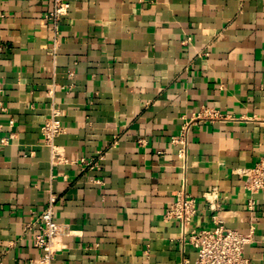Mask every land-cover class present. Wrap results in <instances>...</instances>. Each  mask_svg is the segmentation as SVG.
Instances as JSON below:
<instances>
[{"label": "crops", "instance_id": "crops-1", "mask_svg": "<svg viewBox=\"0 0 264 264\" xmlns=\"http://www.w3.org/2000/svg\"><path fill=\"white\" fill-rule=\"evenodd\" d=\"M65 1L55 39L52 0H0V264H38L22 228L49 194L67 229L52 264H194L165 220L183 186L192 228L219 214L252 230L244 254L264 264V194L240 176L264 158V0ZM53 105L54 164L40 139ZM201 108L227 119L191 129L183 169L171 139Z\"/></svg>", "mask_w": 264, "mask_h": 264}, {"label": "built area", "instance_id": "built-area-1", "mask_svg": "<svg viewBox=\"0 0 264 264\" xmlns=\"http://www.w3.org/2000/svg\"><path fill=\"white\" fill-rule=\"evenodd\" d=\"M52 10L46 18L52 23L53 32L56 39L60 21L67 16L69 4L65 0H52ZM62 112L56 106H51L50 115L40 128V139L42 144L50 152L51 162L54 164L58 159V151L55 139L64 133L61 124ZM218 110L214 108H201L199 112L190 117L182 118L178 135L171 139V143L178 147V158L185 169L187 161L188 138L191 129L202 122H216L226 120ZM1 144H6V140H1ZM116 140L112 145H116ZM103 160V155L99 152L96 158L87 162L82 161V165L90 169L97 168L99 162ZM240 176L246 179V189L250 192H261L264 194V158L259 159L249 170H242ZM213 194H205L204 199L210 207L213 206ZM55 197L49 194L48 202L44 210L26 224L23 225V235L36 230L33 235V245L41 251L38 264H52L55 256L54 242L67 235V229L54 220ZM254 205L252 199H248L247 207L250 209ZM197 215L196 200L192 198L184 189V186L175 194L174 202L165 214V220L176 223L179 226L180 243H187L193 248L197 257L194 264H251L245 256L244 249L253 241L252 230L249 234H240L234 229L223 226L219 219V214L212 217L215 227L212 229L192 228L191 224Z\"/></svg>", "mask_w": 264, "mask_h": 264}]
</instances>
